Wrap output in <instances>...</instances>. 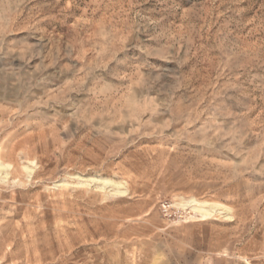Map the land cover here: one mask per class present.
<instances>
[{
	"label": "rangeland",
	"instance_id": "374dc122",
	"mask_svg": "<svg viewBox=\"0 0 264 264\" xmlns=\"http://www.w3.org/2000/svg\"><path fill=\"white\" fill-rule=\"evenodd\" d=\"M0 162V264H264V0H0Z\"/></svg>",
	"mask_w": 264,
	"mask_h": 264
},
{
	"label": "bare ground",
	"instance_id": "6f19581e",
	"mask_svg": "<svg viewBox=\"0 0 264 264\" xmlns=\"http://www.w3.org/2000/svg\"><path fill=\"white\" fill-rule=\"evenodd\" d=\"M9 168H10L9 166H6V165H4L3 163L0 162V179H2L4 175H5V177L9 176V174H8ZM25 170L28 171L29 175L31 174V170H29L28 168H26ZM190 207H191V210L195 214H199V216L201 218L206 219V220H208V219L212 218L213 216H215V214L217 213L218 208H219V206H216V205H213V204H208V203H200V202H197L196 200H192L190 202ZM219 210H221V211L223 210L224 211L226 209L225 208H223V209L220 208Z\"/></svg>",
	"mask_w": 264,
	"mask_h": 264
},
{
	"label": "built area",
	"instance_id": "2783aa9c",
	"mask_svg": "<svg viewBox=\"0 0 264 264\" xmlns=\"http://www.w3.org/2000/svg\"><path fill=\"white\" fill-rule=\"evenodd\" d=\"M167 206H168V205H164V209H166V208H167Z\"/></svg>",
	"mask_w": 264,
	"mask_h": 264
},
{
	"label": "crops",
	"instance_id": "0c3cea01",
	"mask_svg": "<svg viewBox=\"0 0 264 264\" xmlns=\"http://www.w3.org/2000/svg\"><path fill=\"white\" fill-rule=\"evenodd\" d=\"M203 219V218H202ZM203 220H206V219H203Z\"/></svg>",
	"mask_w": 264,
	"mask_h": 264
}]
</instances>
